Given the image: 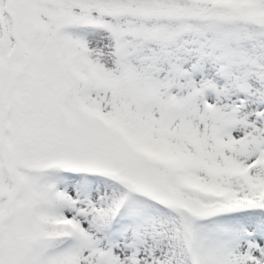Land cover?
Here are the masks:
<instances>
[{"label":"snow or ice","instance_id":"1","mask_svg":"<svg viewBox=\"0 0 264 264\" xmlns=\"http://www.w3.org/2000/svg\"><path fill=\"white\" fill-rule=\"evenodd\" d=\"M0 264H264V0H0Z\"/></svg>","mask_w":264,"mask_h":264}]
</instances>
